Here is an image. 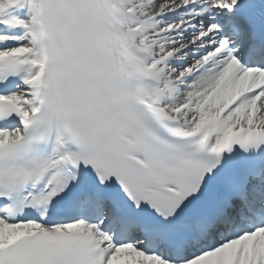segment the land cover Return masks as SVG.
Returning <instances> with one entry per match:
<instances>
[{
    "label": "snow or ice",
    "instance_id": "obj_1",
    "mask_svg": "<svg viewBox=\"0 0 264 264\" xmlns=\"http://www.w3.org/2000/svg\"><path fill=\"white\" fill-rule=\"evenodd\" d=\"M0 264H264V0H0Z\"/></svg>",
    "mask_w": 264,
    "mask_h": 264
}]
</instances>
